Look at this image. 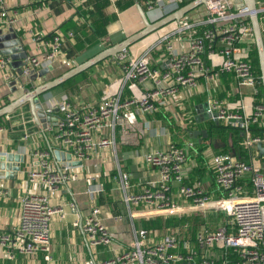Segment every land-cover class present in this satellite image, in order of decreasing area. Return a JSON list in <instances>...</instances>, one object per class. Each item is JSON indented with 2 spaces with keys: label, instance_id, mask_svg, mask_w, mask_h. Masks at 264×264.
Returning a JSON list of instances; mask_svg holds the SVG:
<instances>
[{
  "label": "built area",
  "instance_id": "built-area-1",
  "mask_svg": "<svg viewBox=\"0 0 264 264\" xmlns=\"http://www.w3.org/2000/svg\"><path fill=\"white\" fill-rule=\"evenodd\" d=\"M107 1L116 9L119 0ZM186 1L190 2L145 0L144 4L148 13L158 10L165 16L169 14L165 10L167 4L177 6ZM255 3L264 41V0H255ZM199 7L201 13L193 19L184 16L179 22L156 31L153 48L144 49L136 57H129L127 51L118 54L115 60L121 68V77L98 102L76 105L63 97L50 104L44 113L52 118L53 124L47 129L52 134L53 149L69 153L71 161L81 163L79 167L102 151L101 148H115L117 130L123 144L142 138L145 127L138 121L139 115L157 112L159 106L181 89L196 87L200 78L212 81L229 73L238 85L236 105L243 112L233 111L226 102L217 99H210L206 111L216 114L219 123L240 130L249 154L242 157L221 152L211 158L208 167L214 178V191L219 194L215 197L208 195L199 182L184 183L182 169L186 154L174 144L145 157L147 164L158 169L159 180L139 193L129 192L128 175L119 171L127 217L175 219L190 215L195 219L194 239L185 238L176 228V232L150 241L147 230L138 229L134 230L128 247L117 251L112 249V233L102 223V210L93 200L81 221L85 244L94 251L98 247L108 248L112 255L103 261L91 259L86 264H217V259L207 252L213 249L221 250L227 257L218 264H264V161H259L264 157L258 158L255 147L257 143L264 144V104L254 101L253 106L245 108L246 95L242 91L243 87L250 88L252 94L247 96L253 99L258 91L251 63L255 44L250 13L242 0H206ZM5 16L6 12L0 13V22ZM184 32L189 34L186 46L176 49L175 41ZM67 35L73 37L74 33ZM43 45L48 50L39 56H26L19 75L13 74L10 58L0 56L4 80L20 79L23 83L39 70L53 65L60 38ZM151 50L159 55L166 69L163 72L151 66ZM64 63L69 65L66 60ZM254 125L262 130L258 136L252 134ZM3 131L0 125V138ZM111 150L115 155V149ZM30 156L26 180L32 186H42L47 193L31 192L22 197L14 237L20 251L44 252L49 258L52 218L56 213L64 216L62 207L52 206L49 194L81 176V172L77 168L73 172L74 166L67 162L54 165L47 150L35 149ZM173 181L180 183L178 194L182 204L171 202ZM2 188L0 185V191ZM102 191L101 185H92L89 189L92 198ZM141 206L151 210L137 211ZM124 218L122 214L116 217ZM188 227L186 222L182 229Z\"/></svg>",
  "mask_w": 264,
  "mask_h": 264
},
{
  "label": "crops",
  "instance_id": "crops-1",
  "mask_svg": "<svg viewBox=\"0 0 264 264\" xmlns=\"http://www.w3.org/2000/svg\"><path fill=\"white\" fill-rule=\"evenodd\" d=\"M127 1L119 0L114 9L107 0H0V13H7L0 22L3 35V40L0 41V56L10 58L14 75H19L24 55L39 56L48 50L43 44L54 42L56 37L60 38L57 60L53 65L45 67L48 68L46 72L40 74L39 70L36 75L22 83L20 79L5 81L0 70V108L23 96L28 90L60 76L75 64L83 63L105 48L140 31L144 24L138 13V6L147 17L149 16L150 21H156L162 16L158 10L148 13L145 0H133L130 4H127ZM179 7L181 6L167 4L165 10L171 13ZM196 9L185 17L190 20L200 15V7ZM11 20L13 22H10ZM69 22L73 23L72 28L65 27ZM97 23L103 24L100 31L95 29ZM82 29L89 35L76 39ZM69 32L74 33L73 37L67 35ZM156 33L128 48V56L136 57L144 49L153 48ZM10 34L14 38H10ZM92 35L95 36L94 41L89 39ZM188 35L185 32L179 35L174 44L176 49L185 48ZM36 36H39V41ZM65 60L69 65L64 63ZM161 62L159 55L151 50V66L163 72L166 69ZM254 75L257 95L253 99L252 96H247L252 94L251 89L242 88L246 95L245 108L253 106L254 101L264 104V97L261 96L264 95L261 75ZM77 77H81L82 81L73 91H49L40 96L36 102L39 106L36 116L32 114L29 103L25 102L12 113L0 118V125L4 128L0 138V154L13 153L23 159L19 164L20 170L12 179L0 178V185H3L0 191V264H86L91 259L103 261L110 257V249L98 247L94 251L89 250L85 244L81 221L88 214L93 200L102 210V223L112 233V249L117 251L128 247L134 230L146 229L150 241L176 232L177 229L173 227L162 231L147 228L155 220L167 218L127 217V205L123 201L119 176V171L128 175L130 193H139L149 184L157 183L159 171L147 164L145 157L155 151H164L171 144L185 151L186 161L182 169L184 183L199 182L208 195H219L214 191V178L208 165L211 158L222 151L224 142L222 136L211 133V127L216 123L207 118L206 109L210 99H217L226 102L233 111L243 112L244 109H239L236 105L239 101L238 85L229 73H223L212 81L200 78L196 87L181 89L165 104L159 106L157 112L139 115L138 121L145 127V134L138 141L121 143L117 130L115 148H101L103 150L93 154L90 161L79 167L74 166L72 171L78 169L81 176L59 186L49 194L52 206L62 207L64 211L63 217L61 213H56L51 221L49 258L44 252L27 254L20 251L18 241L14 237V230L19 222L20 201L27 193H47L42 186H32L26 180L32 160L30 155L35 149L47 150L54 165L55 162L60 166L64 163L56 160L49 149V146L53 149L54 142L47 126L53 122L44 110L63 97H68L76 105L98 102L110 86H116L121 77V68L115 59H107L94 66L90 73ZM87 89L90 90L89 93L86 92ZM39 112L44 114L45 127L41 124ZM47 117H50L48 121ZM225 142L231 145L229 137ZM111 149H115V155ZM92 185L103 187V191L94 198L89 193ZM179 186L177 181L171 182L170 199L176 205L183 202L178 194ZM136 210L151 209L141 206ZM120 214L125 218L116 219ZM179 231L185 238L190 239L187 230ZM5 237L6 239H1ZM207 252L217 259V264L227 259L221 250L213 249Z\"/></svg>",
  "mask_w": 264,
  "mask_h": 264
},
{
  "label": "water",
  "instance_id": "water-1",
  "mask_svg": "<svg viewBox=\"0 0 264 264\" xmlns=\"http://www.w3.org/2000/svg\"><path fill=\"white\" fill-rule=\"evenodd\" d=\"M206 0H192L185 5L179 7L175 11L159 18L156 21H150L146 15V13L142 10L140 6L137 7L138 13L143 21V28L134 33L133 35L125 38L124 40L111 45L104 50L100 51L93 57L89 58L88 60L84 61L80 64H75V66L65 73L61 74L60 76L45 82L32 90H28L26 94L19 97L18 99L10 102L9 104L0 108V118L3 116L12 113L15 109H17L20 105L25 102H28L32 111V114L36 116V109H38L37 99L42 96L43 94L51 91L52 89L62 85L63 83L69 81L70 79L80 75L81 73L87 71L93 66L101 63L107 59H115L118 54L127 51L132 45L137 43L138 41L144 39L145 37L151 35L152 33L158 31L159 29L173 23L179 22L185 15L189 12L193 11L194 9L198 8L199 6L205 4ZM245 6L248 8L250 13V22L254 36V44L257 50L258 60H259V68L261 73V80H262V87H264V41H262V36L260 32L258 14H257V7L255 0H242ZM10 38H14L12 34H10ZM3 40V35L0 31V41ZM26 58L24 55L23 60ZM22 60V61H23ZM23 65V64H22ZM48 68H43L40 70V74L46 72ZM208 119H213V121L217 124L218 120L216 118V114L209 113L207 115ZM50 117L46 118L48 121ZM256 150L258 152V158L264 157V144L257 143ZM50 151L52 152L54 158L56 160L66 161L71 166L80 165L79 161H71L70 154H65L62 151L54 150L49 146ZM23 161L22 157L17 154L13 153H5L0 154V178H13L17 171L20 170L19 164Z\"/></svg>",
  "mask_w": 264,
  "mask_h": 264
},
{
  "label": "trees",
  "instance_id": "trees-1",
  "mask_svg": "<svg viewBox=\"0 0 264 264\" xmlns=\"http://www.w3.org/2000/svg\"><path fill=\"white\" fill-rule=\"evenodd\" d=\"M132 1L133 0H128L127 4L132 3ZM138 1L141 2V0H138ZM188 2L189 1H186L183 4H181L180 6H183ZM73 26H74L73 23L69 22L68 24H66L65 27L66 28H72ZM102 26H103V24L97 23L95 25V29L100 31ZM88 35H87V32H85L82 29L80 31V33H78V36H76V39H79V36L84 37V36H88ZM89 39H91V41H94L95 36L92 35L91 37H89ZM251 63H252L255 74L258 77H260L261 74H260V68H259V60H258V55H257V50H256L255 45L253 46L252 52H251ZM93 69H94V66L91 67L90 69H88V71L81 73L80 75L90 73ZM75 78H77V76L70 79L69 81L63 83L62 85L54 88L51 91H56V90L73 91L75 89V86L73 85ZM261 96L264 97V95H261ZM211 133L212 134H218V135L223 137L224 147L222 148L221 152H229L233 155L242 156V157H245L249 154V150H248L249 148L244 144V138H243V135L240 132V130L218 122L215 126L211 127ZM261 133H262V130L258 129L256 127V125H254V127L252 128L253 136H256V135L258 136ZM228 137L230 139L231 145H229L227 142H225ZM186 222L189 223V227H190V228L189 227L187 228V236H189L190 240L193 241L195 220L190 215H182L179 218H175V219L155 220V222L150 223L149 227H147V228H150L151 230L153 229V230L162 231L165 228L173 227V228H177L179 231L180 229H182L183 224Z\"/></svg>",
  "mask_w": 264,
  "mask_h": 264
},
{
  "label": "rangeland",
  "instance_id": "rangeland-1",
  "mask_svg": "<svg viewBox=\"0 0 264 264\" xmlns=\"http://www.w3.org/2000/svg\"><path fill=\"white\" fill-rule=\"evenodd\" d=\"M201 9V8H200ZM188 16V15H187ZM149 17V16H148ZM81 81H82V78L80 77H77V78H75V80H74V82H73V85L75 86V88H76V85L77 84H80L81 83ZM86 92L87 93H89L90 92V90H86ZM39 109V108H38ZM38 116H39V119H40V121H41V124L45 127L46 125H45V118H44V114H42L41 112H39L38 113Z\"/></svg>",
  "mask_w": 264,
  "mask_h": 264
}]
</instances>
